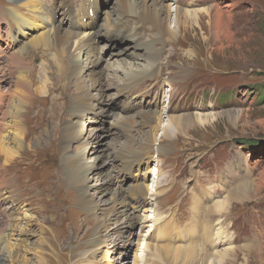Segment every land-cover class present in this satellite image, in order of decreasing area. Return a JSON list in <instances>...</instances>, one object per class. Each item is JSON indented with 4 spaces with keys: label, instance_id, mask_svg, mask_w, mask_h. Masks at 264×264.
Listing matches in <instances>:
<instances>
[{
    "label": "rangeland",
    "instance_id": "374dc122",
    "mask_svg": "<svg viewBox=\"0 0 264 264\" xmlns=\"http://www.w3.org/2000/svg\"><path fill=\"white\" fill-rule=\"evenodd\" d=\"M38 1L40 3L42 0ZM98 1L56 0L55 6H53L56 25L60 22L64 28H69L72 33H75L74 30H76L77 28H74L73 30L72 28L75 26V24L81 21L79 19H76V13L78 9L81 8L82 13L85 15V19H87V17L89 18L90 12H88V9L91 4L96 5L97 10L100 4H105L101 1L99 2V4ZM105 1L107 2L108 0ZM212 1L221 3V5H224L226 2L233 1L231 5V7L233 8H221L223 12H225V10L226 12L223 13L219 19V27L221 26V24L224 27H218L219 34L215 35L216 37L214 36L216 30L214 28V24L217 21V19L215 20L217 16V11L215 7H211L208 12H200V24L194 25V27H190L191 29H193V31L189 28L182 29V31L184 32H182V35L184 34L185 40L181 39L178 41L176 39L172 40V42H169L167 38L168 34H162L163 37L155 35L154 37H152V31L153 33L157 34V31H154L153 29H149V31L147 32H139L138 36L141 40L147 42L156 41L158 44L156 48H162V50L164 48V50L160 53H164L165 58L160 57L158 61L155 60V62L160 63L159 65L154 66L155 68H157L158 66L160 68V72L158 70L154 72L155 74H157L158 77L160 75V82L158 86H151V88L154 90V98H140L141 91H137L131 95H123V93L117 94V90L114 89V85L115 83L119 84L120 82H122V77H125L126 75H122L119 81L116 79H105L104 83L108 84L110 87L108 91H106L105 97L106 99H109L110 96L117 98L115 104L113 103V110L115 109L114 111L118 113L116 117H109V119L105 121L102 116L99 117V115H97L96 117L95 114V111H97L96 105H102L98 102L100 97L98 92L99 90L90 88L89 85L91 84V82L87 80V78H89L88 76L87 78H85L84 75H78L80 79H83L81 81L88 85L87 88H90V92L93 93L92 99L95 100L86 101L88 108L91 111L89 113H84L82 120H80L84 121L82 122V124H80V129L82 130L83 127H85V135L83 137L84 140H81L80 146L83 145L87 148L92 147V149L90 148L91 150L86 153L83 162H80V164L83 165L85 168H89V171L86 175V183L84 184V186L89 190L90 195L92 194L95 201L100 202V210L97 213H86L82 210H76L73 214L67 211H64L62 213L58 209H55L52 213L50 211H45V214L43 216L38 217L40 220H43L41 224H44V226H46V229H48L47 232L43 235V237L46 236L47 233H49L51 236L55 235V237L60 240L71 239L69 237V234L64 232H69L70 229H74L75 225L73 226V224L84 222L85 227L92 228L94 223L96 222L95 218L100 219L102 218V214L110 212L109 209L106 211L104 207H106L108 202L110 201V198L114 194L118 183H113L108 187L104 186V188L102 186L103 189H100V191H98L99 186L102 184L101 177L104 174V169L102 168H105L102 165L106 160H108L110 163H107L108 167H106L105 169H114L116 174L118 175L117 180L121 181V179H123L124 188L128 189L131 183H146L149 185L150 188H152L153 186L156 187V185L159 183L160 185L168 187V193L156 197V201L154 203L146 205V209H142L141 211L139 210L140 218L137 219V223L130 224L129 228L127 229L129 231H123L119 233L120 235L121 233H123L122 238H120L123 243L125 241H128V239H130L131 241L125 242L123 244V247L120 249H113L112 247H109L108 251L106 248L103 249L100 253L96 254L95 264H143L142 260L145 256L142 249H144L146 253L143 244L145 243V240L147 239L146 236L148 235V232L150 230L151 235L150 237H148L149 240L154 241L158 238H163V243H169L170 245L175 246H185L186 244H188V241H181L176 238L177 234L182 233V231L184 230H180L179 233H176L173 229V224L170 221L173 215L176 216L180 214L175 219L173 218V221L178 222L177 225L183 227V229L187 228V220L190 219V212H192L191 204L193 201V194H198L199 196H201L200 191L209 193L211 194V196L209 197L207 202L209 200L210 202H212L213 200L217 199L221 200L227 194V191L229 189L234 187L244 178H251L255 182L262 181L261 179L264 178V92L261 89H263L262 85H264V0ZM116 2L117 0H109L108 5H102L100 7V16L102 17V19L98 22L96 30L100 31L102 35L100 37L98 36L97 39L94 37L93 34L89 35V31L86 32V34H88L85 35L86 38L90 37V40L88 42H91L95 45L92 46L91 44H88L89 48L92 49V51H95L93 49L96 47V44H98L102 48V50H109L104 55H108L110 51L114 52L113 54L122 51H115L114 48L111 47L115 45V43L110 44L106 33L107 30H105V27L102 28L103 25L101 24L104 20L108 18V14H106L105 12L111 11V7L109 6L114 5V3L116 4ZM168 2V0H165L164 4L168 5ZM15 3V0H0V9L7 8L10 4L15 5ZM86 5L87 9L86 11H84L83 7H85ZM201 7L209 8L206 6L203 7L202 4L186 6L187 9ZM66 9L71 10L72 14L70 16H65V18H62L61 13L67 11ZM227 9L229 10L227 11ZM40 11L42 14H44V9L42 5ZM101 11H103V13H101ZM2 14L3 12H0V20L2 18L10 19L9 16L2 17ZM49 14L52 15V12ZM161 17L164 16L161 15ZM9 23L12 27L15 26L11 19ZM39 24H42L41 21L39 22ZM129 24L130 23H128L127 25ZM148 25H150V23H148ZM5 27H8L6 22L1 21L0 31L4 33V31L6 30ZM42 31L45 30H42V28L39 27L37 28V30H29V35L21 33L18 34L17 32L15 34L17 36H20V42H24L27 41L28 38H31V36H34V34ZM78 32L79 34L81 33L80 31ZM24 33L27 32L24 31ZM77 39L79 40V37H77ZM130 44H133V41L127 40L123 44V46L125 48ZM16 47L20 48V46ZM50 49L51 48H40L36 52H34L36 49H33L25 55V60H30V62L28 63L24 60L26 62L24 64L25 69H23V67L22 70L26 71L25 75L29 76L35 84L45 80L46 78L50 79V90L47 93L48 96L34 93V95L30 97V100L24 108V111H21L22 113L20 112L21 122L20 124H16V127L18 126V128L20 127L25 130L23 133H21V135H17L18 139L15 142L22 144V148L18 149V143H15L13 141L14 137L16 136V132L14 131L15 126L8 127L1 133L3 140H5V147H10L11 144L15 143L13 145L15 148L13 146L11 148H14L13 150L15 151L18 150L16 151V153H19H15V157L11 160V162L7 163L4 162L5 156L0 153V169L2 170L0 172V175L2 176H0V180H3V182H8L11 188H14L15 185V190L19 189V187L24 188L27 184L29 186L32 185V190L29 188L26 193L23 192L21 195H24L25 197V194H33L35 195L37 201L31 202L30 204L26 201L24 204L22 203L19 206L14 205V207H12L9 205V203H11L10 200L13 197L11 196V194H9V203H4L0 200V217H3L4 220V212L9 214L14 208L16 210H19V217H21V215H23L27 209L28 213L30 214L31 212L37 213L38 209L45 210L48 207L51 209L57 206H60L61 209L63 207H70L69 201L66 204V202L61 199L63 198L61 196V191L66 193V196L69 200L77 201V199L79 198V194L77 193L78 189L76 187L74 189H71L69 186L74 185H70V182L66 183L64 178L59 177L62 171L61 160L59 156H57V152L59 151V145L56 141L58 140L57 136H60L61 129L63 128L65 123L63 122V124L61 122L60 125H56V121L52 118V109H55L56 105L61 104L60 108L56 109V111L65 108L64 112H69V107L64 106V103L65 105H67L68 101L65 100L63 102L64 99L61 98H65V96L68 94L70 95L69 90L71 91L73 88L72 82H69L68 79H71L72 77L70 76L69 78V76L67 77L68 74L66 75V73L64 72H59L58 68H56L53 61V56L55 55L56 51H50V53ZM134 50L136 49L132 47L126 52L133 53L132 56L137 57ZM189 50L192 51L191 55L187 53ZM46 54L47 57L45 59L48 60H44V63L49 77L47 75L40 77V74L43 75V71L38 70L39 68L33 65L31 62L33 60L34 64L40 65L42 63L41 57H45ZM162 54L160 55L162 56ZM87 56V53L82 54V59H80V62H78V68L89 66L88 64H85ZM118 58L119 55H115L114 59L116 60ZM130 59L132 61H135L134 58L131 56ZM163 59L166 60L163 61ZM63 61L66 60L64 59ZM137 63L141 64V62ZM62 64L67 66L69 62H63ZM142 64H145V62H143ZM188 68L193 69L192 74L188 78V82H192V80L198 79L201 74L202 78L200 79L205 81V76L207 77L209 73H212L210 76H222L225 83L237 84L234 93L236 98L232 101L222 103L220 101V94L232 88L228 85L221 87L216 86L215 89L209 88V92L215 91L217 95L220 93L219 96L216 95L214 98L206 99L202 111L189 113H195V115H207V113L208 115H210L220 113V116H217L216 118L208 117L209 119H207V121L203 123L200 122L201 125L190 127L188 130H184V132L182 131L181 133L175 132V137H172L171 140H167L165 138L163 139L162 125L164 126L168 124L166 116L169 114L172 115L185 113V111L175 112V110L172 109H169L168 111V104L166 100L169 94H175L176 96L172 101V105L173 107L178 105V102L183 96L185 89L183 84L184 79H182L181 76H184L186 74V70H188ZM17 69L18 67L16 66L15 75L19 73V71H16ZM31 71L34 75L31 73ZM50 71L54 75H52ZM131 74L132 73L130 72L127 75H129L130 77ZM199 83H201V81ZM191 85L192 84H190L189 87H191ZM36 86L38 85H35V87ZM201 87L202 86H200L197 91L201 92L199 90L203 89ZM59 88H61L62 90L58 91ZM52 93L55 97L58 98L53 100L54 97ZM113 94H115V96ZM202 96L204 97V94ZM47 99H51L52 101H54V104L50 110L49 104L46 106L45 109L43 108ZM165 101L166 103H164ZM150 103H152V105H150ZM199 104L200 103L195 104L194 107ZM39 109L45 110L42 112V119L40 120L35 116V114H38L40 116V114L35 111ZM154 109L160 113H163L165 120L161 124V127H159L160 129H156L157 131L155 136L156 138H158V141L152 142V146H150V156L144 153L146 150L139 151L137 152V154L133 152L132 154L127 156V159H133L134 157L138 156V161H134V166L130 170H126L122 166L123 162H121V159L123 158L116 157L117 154H113L114 147L112 144L116 142V138L119 135L120 138L122 137V140H127L128 136L136 135L138 130H140L141 128H143V130H147V127L144 128L143 126L139 125L140 117L142 116L140 115V113ZM229 111H234V113ZM31 112L34 116L29 117L28 114H30ZM233 115L236 116L235 121L230 120L229 116L232 117ZM120 118L123 119L121 120ZM9 120L10 119L8 117L5 118V122H9ZM130 120H132L133 123L130 122L129 124L128 121ZM84 123H86V125H84ZM96 125H99L98 128H102V131H104V134L102 133V138L104 140L93 143L90 141L89 143L88 136L90 133H93L92 130L94 129V127H96ZM138 126H141V128ZM89 128L91 130H89ZM109 128L111 131L117 130V135H115V137L111 135L107 136V133L109 132L106 131ZM13 132L15 134H11ZM22 135L24 136V138ZM138 137H140L139 134ZM45 139L47 140V142H42ZM140 139H142V137H140ZM249 141H252L254 144L250 145ZM73 146L77 147V144H73ZM122 147L120 149H122ZM103 148L105 150L100 151ZM120 149H117L115 152L119 151ZM53 160L55 163L53 162ZM52 162L57 165L56 173L53 172L54 175H58V178H56L57 180H53V178L51 179L47 175L48 167L50 164H52ZM3 163L4 165H2ZM96 165L99 166L97 167ZM157 168L160 169L161 173V177L159 180L157 178L154 179L153 176H151V178L146 181L144 175H141V172H146L147 169H150L151 172H155V169ZM11 170L13 173L9 172ZM53 170L54 167L52 171ZM216 172L218 174L215 176ZM14 173L18 174L16 175L17 178H15ZM28 180L29 182H26ZM169 190L171 192H176V194H169ZM185 191L186 193L191 194V196H187L188 201L186 199ZM45 192L46 194H43ZM131 193L128 192V196H130ZM165 195L167 196L164 197ZM20 197H17V199H21ZM138 202L140 203L141 200ZM32 203H34L35 205ZM21 207H23V209ZM75 207L80 208L78 205H76ZM4 209H8L7 211L10 212H7ZM20 210H22V212ZM153 210H155V212L157 210V215L159 218V221L156 224L155 222L153 223L152 219L145 220V217L150 218L154 216ZM228 211V213H221V224L218 227L223 226L224 228H226L225 225H232V229H230L229 231V233L233 236L232 242L229 241L230 243L220 244L215 249L209 248L210 246L207 244V242H203L202 244L201 241L200 246L202 245L201 247L206 249L207 251H216L223 250V248L226 249L227 247H232L233 245L239 247L243 244H247L248 242H250V244L251 242L253 244L260 243L263 247V255H257L253 250L244 251L240 248H236L230 253L231 255H229L228 262L224 264H264V184L260 186V189L256 193L252 192L251 197L249 199H245L242 202L237 200L232 201ZM55 219H58L56 224H49ZM126 220H128L126 215L121 216L120 214H115L108 222L105 223V225H103L102 233H107L108 231L112 232V230L121 226V223L129 224L128 222L124 223ZM213 220L214 222L219 221L216 219ZM28 221L29 219L26 220L27 224L24 222L21 223V220L16 221V226L17 224H19V229L14 231V236L16 235V233L18 234L21 231L25 230V228H34L33 224L35 223V221H32L31 223H29ZM227 221L229 222V225L227 224ZM12 222L10 221L9 223ZM143 224H146V226L143 227ZM180 227H178L177 229H179ZM227 229L228 228H226V230ZM21 233H24V231ZM130 233H132V235H130ZM234 233L237 235H235ZM119 234L117 233L115 236H118ZM5 235L8 236V233H5ZM39 236L42 237V235H39L37 231L34 232L32 235H20L19 237L24 240L20 244L23 247L25 246V242L34 243L38 241ZM25 238L27 239V241L25 240ZM88 240L89 238L85 239L86 242ZM19 249L21 251H18V253L22 254V258H25V256L23 255H26V257L30 258L31 264H34L36 262V258L34 256L33 251L27 253L28 251L25 247ZM74 249L75 247L73 245H70V252ZM136 257H140V259L136 261ZM127 259L129 260V262ZM49 262H51L50 259ZM156 262H158L159 264H189L180 260H166L165 257H160L156 259ZM82 263V261L76 259V263L74 264ZM0 264H15V262L12 258H6L2 262L0 261Z\"/></svg>",
    "mask_w": 264,
    "mask_h": 264
},
{
    "label": "bare ground",
    "instance_id": "6f19581e",
    "mask_svg": "<svg viewBox=\"0 0 264 264\" xmlns=\"http://www.w3.org/2000/svg\"><path fill=\"white\" fill-rule=\"evenodd\" d=\"M186 1L187 0H175L173 4L175 7L173 8V5L171 4V2H168L169 3L168 5L164 4L165 0H117L116 4L113 7V11L105 12L106 14H108V18L104 20L105 22L103 21L104 23L103 22L101 23L103 25L102 28L105 27V30H107L109 37L112 40L113 39L117 40L118 45H120V43H122L125 38H129V37L135 38L137 35H139L140 31L147 32L149 31V29H153L154 31H157V34L153 33L152 31V37H154V35L163 37L162 34H168L167 38L169 42H172V40H176V39L178 41L181 39L185 40L184 34L182 35V32H183L182 29L183 28L191 29L190 27H194V25H199L200 24L199 22L200 12L201 13L203 11L208 12L211 7H215L217 11V16L215 20L217 19V21L214 24V28L216 29L214 36L218 35L219 28L224 27L222 26V24L219 27V19L221 15L226 12V10L225 12H223L222 9L218 6H209V8L201 7V8H192V9L181 8V6L186 3ZM15 2H16L15 6L10 7L8 9L9 15L4 12L2 14V17L9 16L11 21L15 24V26L12 27L9 23L8 28L4 31V33L3 32L0 33V40L5 41V45L0 44V153L5 156L4 162L6 163L11 162V160L15 157V153L18 150L16 151L13 150L15 148L13 145L15 143H18V142H15L18 139L17 135H21V133H23L25 130L20 127L18 128V126L16 127V124L18 123L20 124L21 122L20 112L24 111V108L26 107L28 101L30 100V97L34 95V93L36 94L38 93L40 95H47L48 91L50 90L49 89L50 79L46 78L45 80L40 81L39 83L35 84L29 76L25 75L26 71L22 70V68L24 67V64L26 62L27 63L30 62V60L28 61L25 60L26 59L25 55L26 53H29L33 49H36L34 51L36 52L40 48H44V49L51 48L49 52L56 51L55 55L53 56L54 65L56 66V68H58L59 72H64L66 73V75L68 74L67 77L69 76V78L70 76L72 77L71 79H68V80L69 82H72V88H73L71 91L69 90L70 95L65 94L66 95L65 98L64 97L61 98V99H64L63 102L65 100L68 101V104L65 105L64 103V106L69 107V110H68L69 112H64L65 111L64 107H63L64 109L62 110L59 109L58 111H56V109L60 108L61 104L56 105V108L54 107L55 109H52L53 113L51 112L53 114L52 118L56 121V125H60L61 122L65 123V124L63 123L64 126L61 129V134L60 136H57L58 140L56 141L57 144L59 145L58 147L59 151L57 152V156H59L61 160V171H62L59 177L64 178L66 183L70 182L69 183L70 185H74V186H69L71 189H74L75 187L78 189L77 193L79 194V198L77 199V201L69 200L68 197L66 196V193L61 191V196L63 197L61 199H63L66 202V204L69 201L70 207H63L61 209L60 206H57L51 209L47 206L48 208H46L45 210L38 209L37 213L31 212L30 214L28 213V209H27L24 214L21 213L23 214L21 215V217H19V213H20L18 212L19 210H16L15 208L13 209L14 211L12 210L11 213L9 214L4 212L5 220L3 217L2 218L0 217V259H1L0 261L2 262L6 258H9V259L12 258L14 259L15 264H31L30 258L26 257V255H23L25 256V258H22L21 257L22 254L18 253V251H21L19 248L22 249L25 247L28 251L27 253H30L31 251H33L34 256L36 258V262L34 264H49V263L50 264L73 263L74 264L76 263V259H78L79 261H82L83 262L82 264H95L96 254L100 253L103 249L106 248L107 251L109 250V247L110 248L112 247L113 249H120L123 247V244L125 242L131 241L130 239H128V241H125L123 243L120 240V238H122L123 233H121V235L119 233L123 231H129L127 229L129 228L130 224H136L137 219L140 218L139 210L141 211L142 209H146V205L150 203H154L156 201V197H159L165 193H168V187L160 185L159 183L156 185V187L153 186L152 188H150L149 185L146 183L144 184L131 183L128 189L124 188L123 186L124 181L123 179H121V181L117 180L118 175L116 174L115 170L112 168H109L108 170L105 169L106 167H108L107 163L108 164L110 163L108 160H106L104 161L102 165L105 168H102L104 169V174L101 177L102 184L99 186L98 191H100V189H103L104 186L108 187L109 185H112L113 183H116V184L118 183L117 184L118 186L116 187L115 192L110 198V201L108 202L107 206L104 207L106 211L109 209L110 212L102 214L101 215L102 218L100 219L95 218L96 222L94 223L92 228L85 227L84 222H80L77 224L76 223L73 224V226L75 225L74 229H70L69 232L68 231L64 232V233H68L71 239L60 240L56 238L55 235L51 236L49 233H47V235L43 237V235L47 232L48 229H46V226H44V224L43 225L41 224L43 220H40L38 217L43 216L45 214V211H50L52 213L54 212L55 209L60 210V212L62 213L64 211H67L72 214L76 210H82L86 213H92V212L97 213L100 210V202L95 201L92 194L90 195L89 190L84 186V184L86 183L85 180H86V175L89 171V168H85L83 165L80 164V162H83L86 153L92 149V147H90L91 148L90 149L83 145L80 146L81 140H84L83 137L85 135L84 134L85 127H83L82 130L79 127L80 124L84 122V121H80L82 120L84 113H87V112L89 113L91 111L88 108V105L86 103V101L93 100L92 99L93 93L90 92V88L99 90L98 92H99L100 97H99L98 102L102 104V105H96L97 106L96 108L97 111H95L96 117L97 115H99V117L102 116L103 119L107 121L109 117L111 118L116 117L118 113L114 111L115 109L113 110V103L115 104L116 100L113 99L112 96H110L109 99H106L105 97L106 95L105 93L106 91H108L110 87L108 84L104 83V80L105 79H109V80L116 79L119 81L122 75H126L125 77H122V80H123L124 78L129 77V75L127 74H129L130 72L132 73L130 76H137L139 74L151 73V71L155 70L154 66L157 63V62L154 63L153 61L158 57L165 58V55L164 53L163 54L160 53L161 51L157 49L148 50V55L147 54L145 55L146 64H142L143 62H141L140 64L135 61H132L130 59V56L132 57L133 53H127L125 50H122L121 52L116 53V54H113L114 52L110 51L108 55H104L102 54V50H99L98 46H96L93 49L95 51H92V49H90L87 44L88 41L90 40V37L86 38L85 35H86V32L90 31L88 34L89 35L93 34L94 37L98 39L99 35L96 34V31L91 32V30H93L96 27L98 21L100 20L97 18L98 10L96 9V5H92V4L90 5L88 12L93 11L94 15L91 16L89 14V18L87 17L86 22H84L85 15L82 13L81 8L78 9L76 13V17H77L76 19H79L82 22L79 24H75L72 30L74 28H77L78 30L76 29L74 30L75 33H72L69 28H64L60 22L59 24L56 25L55 13L53 11V6H55V4L53 3V0H47L45 3L42 1L39 3L38 0H15ZM40 4L42 5L43 8L49 7V12L50 13L52 12V15L49 14V12L45 10H44V14H42L40 11L41 9ZM223 7H229V3H227ZM86 9H87V5L83 7L84 11H86ZM29 12H30V17H29ZM71 14H72L71 10H67L61 13L62 18H65V16H70ZM130 15H133L132 19L126 18L127 16H130ZM161 15L164 17H161ZM40 21L42 23L41 25L39 24ZM128 23L130 24L127 25ZM148 23H150V25H148ZM39 27H41L42 30H45V31L34 34V36H31V38H28L27 41H25L22 45H20V48L14 50L16 44L19 42V40H17L18 36L15 34L16 32L18 34L20 33L28 34L29 30H37V28ZM191 30L193 31V29ZM24 31L27 33H24ZM78 31H80L81 33L79 34ZM77 37H79V40L77 39ZM136 41L137 40H135L134 46H132L135 49L140 47V44L136 43ZM83 53H87L88 55L85 64H88L89 66L78 68L79 66L78 62H80V59H82ZM187 53L191 55L192 51L189 50ZM160 54H162V56ZM115 55H119V58L116 60L114 59ZM136 55L141 56L142 53H136ZM46 57H47V54L45 57H42V58L44 60H48V59H45ZM64 59L66 61H63ZM165 60L166 59H163V61ZM61 61L62 63L68 61L69 64L67 66L63 65ZM16 66L18 67L16 71H19L17 75H15ZM23 69H25V67ZM31 73L33 74L32 71ZM51 74L54 75L52 72ZM78 75H84L85 78H87V76L89 77L87 78V80L91 82V84L89 85L90 86L89 89L87 88L88 85L85 84L83 81H81L83 79H80ZM151 80L152 78L146 77L138 81L135 85H133L131 88L127 90V95L134 94L135 92L139 91L143 87H146L151 82ZM35 85H38V86L35 87ZM60 90L62 89L59 88L58 91ZM147 92L152 93V90H149ZM53 97H54L53 100L58 98V97H55L54 94H53ZM48 104H49V110H50L54 104V101H52L51 99H47L43 108L45 109ZM176 108L177 110L182 109L181 106H178ZM35 111H37L40 114V116L38 114H35L36 118H38L39 120L42 119L41 114L45 110L39 109ZM229 112L234 113V111H229ZM140 115L142 116L140 117L139 125L143 126L144 128L147 127V130H143L141 126H138L141 129L138 130L137 133L140 135V137H142V139L138 137L137 133H136L137 136L136 135L128 136L127 140H122V137L120 138V135H119L116 138V142L113 144L111 143L114 147L113 154H117L116 157L123 158L121 159V162H123L122 166L126 170H130L134 166L135 159H127V156H129L133 152L137 154V152L139 151L146 150L147 154L149 155L151 154L150 146H152V142L158 141L157 140L158 138H156L155 136L156 131H157L156 129L157 128L160 129L159 127H161V124L165 121L164 114L156 111L155 109L144 111L140 113ZM28 116L32 117L34 115L31 112L30 114H28ZM217 116H220V113L210 114V115H208V113L207 115L206 114L195 115V113H179V114H172V115L169 114L166 116L168 124L164 126L162 125L163 127L162 128L163 130L162 138L171 140L172 137H175V132L177 133H181L182 131L184 132V130H188L190 127L201 125L200 122L203 123L207 121V119H209L208 117L216 118ZM6 117L10 119L9 122H5ZM229 117L231 121L236 120L235 115H233L232 117L231 116ZM120 119L122 120L123 118H120ZM130 122L133 123L132 120L128 121L129 124ZM84 125H86V123H84ZM8 127H14L16 136L14 137L13 141L15 143L11 142L13 144H11L10 147L9 146L5 147V140H3L1 133ZM98 127L99 125H96V127H94V129L92 130L93 133L92 134L90 133L89 136L87 135L89 137V143L90 141L93 143V142L104 140L102 138V133L104 131H102V128H98ZM89 130L91 129L89 128ZM106 132H109L107 133V136L111 135L115 137V135H117V131L116 130L111 131L110 128ZM46 133H47V129H46ZM11 134H15V133L13 132ZM42 142L46 143L47 140L45 139ZM73 144H77V147H74ZM12 146L14 147L13 149L11 148ZM17 146H18V149H21L23 145L18 143ZM121 147L122 149H120ZM117 149H120V150L115 152ZM104 150L105 149L103 148L100 151H104ZM53 162L48 167L47 175L51 179L53 178V180H57L56 178H58V175L53 174V172L56 173L57 165H55L54 164L55 162L54 163ZM2 165H4V163ZM53 167H54V170L52 171ZM1 171L2 170L0 169V172ZM9 172H12V170ZM16 175L18 174H15V178H17ZM141 175H144L146 181L149 180L151 176H153V178H157L158 180L161 177L159 168L155 169V172L152 175L150 173V170H147L146 174L141 173ZM12 176H11V179H12ZM261 180L262 181L255 182L251 178L250 179L244 178L242 181L237 183L234 187L229 189L227 191V194L221 200L217 199V200H213L212 202H210V200L207 202V200L211 196V194L209 193L200 191L201 196H199L198 194L197 195L193 194V201L191 204L192 212H190V219H189L190 221L187 220V228L183 229V227H180L179 225H177L178 222L173 221V218L175 219L180 214L176 216L173 215L170 221L173 224V229L176 233H179L180 230H184L182 231V233L177 234L176 238L181 241L183 240L188 241L187 242L188 244H186L185 246L184 245H178V246L170 245L169 243H163V238H158L157 240H154V241L149 240L148 237H150L151 235V230H150L148 232V235L146 236L148 240L146 239L145 243L143 244V247L145 248L146 253L144 249H142L144 252V256H145L142 260V263L143 264H159L158 262H156V259L160 257H165L166 260L168 259L180 260L182 262L184 261L189 264H224L228 262L229 255H231L230 253L234 251V249L236 248H240L241 250H244V251L253 250L257 255H263V247L260 243L253 244L251 242L250 244V242L248 243L246 242L247 244H243L242 246H239V247H236L235 245H233L232 247H227L226 249L223 248V250H216V251L215 250L207 251L206 249L201 247L202 245L200 246L201 241H202V244L203 242H207V244L210 246L209 248H212V249L217 248L218 245L220 244L232 242L233 236L228 232V229L226 230V228H224L223 226L218 227L221 224L220 222V216H222L221 213L229 212L228 209L232 201L237 200V201L242 202L245 199H249L251 197V193L252 192L256 193L260 189V186L264 184V178ZM26 182H29V180ZM25 186L26 187L24 188L19 187V189L15 190L14 189L16 188L15 185H14V188H11L8 182L6 181L3 182V180H0V200L3 201L4 203L5 202L9 203V200H10L9 194H11L13 198H11L10 200L11 203H9V205L12 207H14V205L19 206L22 203L24 204L26 201L29 204L31 202L37 201L35 195L33 194H25V197L24 195L23 196L21 195L23 192L26 193L29 190V188L32 190L31 188L32 185L29 186L27 184ZM128 192L130 193L132 192L130 196H128ZM43 194H46V192ZM167 195H165L164 197H166ZM17 197H20L21 199H17ZM140 200L141 202L139 203L138 201ZM76 205H78L80 208L75 207ZM63 206H66V205H63ZM21 208L23 209V207ZM20 211L22 212V210ZM7 212H10V211H7ZM153 213H154L153 217H150V218L145 217V220L152 219L153 223L155 222L156 224L159 221L157 210L156 212L155 210H153ZM115 214H120L121 216L126 215L128 220H126L124 223L128 222L129 224L121 223L120 224L121 226L112 230V232L108 231L107 233L106 232L102 233L103 225H105V223L108 222L112 218V216H114ZM27 219H29L28 221L29 223H31L32 221H35V223L33 222L34 228H27V229L25 228V230H23L24 233H21L23 232L21 231L18 234L16 233V235L14 236L15 234L14 231L19 229L18 228L19 224H17L16 226V221L21 220V223L23 222L26 223ZM213 219H216L219 221L214 222ZM10 221L11 222L14 221V222L9 223ZM57 221L58 219L57 220L55 219L49 224L51 223L56 224ZM214 223L217 225H215ZM144 226H146V224L145 225L143 224V227ZM178 227L180 228L177 229ZM36 231L38 232L39 235L41 234L42 237L39 236L38 241L34 243L25 242L24 243L25 246L22 247L20 243H22L24 240L21 239L19 236L23 234L32 235ZM5 233H8V236L5 235ZM117 233L119 235L115 236ZM130 235H132V233H130ZM86 238H89L87 242L85 241ZM25 240L27 241L26 238ZM70 245H73L75 247V249L72 250L71 252L69 250ZM49 259L51 260V262H49ZM138 259H140V257H136V261Z\"/></svg>",
    "mask_w": 264,
    "mask_h": 264
},
{
    "label": "trees",
    "instance_id": "16d2710c",
    "mask_svg": "<svg viewBox=\"0 0 264 264\" xmlns=\"http://www.w3.org/2000/svg\"><path fill=\"white\" fill-rule=\"evenodd\" d=\"M250 142V141H249ZM250 145L254 144L252 141L249 143Z\"/></svg>",
    "mask_w": 264,
    "mask_h": 264
}]
</instances>
